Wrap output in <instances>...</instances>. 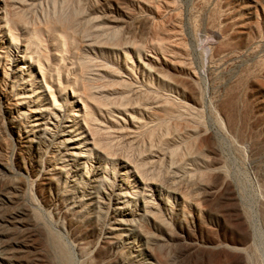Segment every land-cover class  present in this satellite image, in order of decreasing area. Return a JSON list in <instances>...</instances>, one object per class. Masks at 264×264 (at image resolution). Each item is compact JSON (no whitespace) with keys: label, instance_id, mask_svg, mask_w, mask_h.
Wrapping results in <instances>:
<instances>
[{"label":"rangeland","instance_id":"rangeland-1","mask_svg":"<svg viewBox=\"0 0 264 264\" xmlns=\"http://www.w3.org/2000/svg\"><path fill=\"white\" fill-rule=\"evenodd\" d=\"M0 9H6L5 18L0 16V31L3 32L0 33V52L7 51L1 48V39L8 40L4 36L7 29L3 26L10 22L16 24L19 47L34 59L32 65L28 62L40 85L43 82L36 61L39 58L45 68L63 70V78L70 73V81L64 78L63 86L72 85L74 74L70 69L83 56L93 57L98 64L105 65L104 71L112 76L111 79L128 81L129 76L130 80L134 77L132 83L139 82L135 86L150 80V71L145 65L152 71L181 77L189 92L183 100L198 108V116L206 124V127L201 126L206 135L202 145L209 151L207 155L211 162L202 170L203 174L199 172L194 179L178 176L171 182L165 179L164 172L161 173L163 178L160 176L159 179L163 186L166 189L173 186L175 190H164L163 198L158 200L168 202L174 213L183 212L188 220L196 217L200 222L197 228L189 227L191 232L179 233V238L167 243L163 252L171 258L172 264H240L243 261L240 254L201 248L193 251L192 246L202 245L205 241L224 243L226 240L250 239L254 236L250 226L253 223L256 234L255 240L251 241L254 247L251 258L264 264V0H0ZM162 47L165 53L160 51ZM22 55L13 57L14 62L18 59L15 65L18 83L24 80L19 72L23 65ZM2 74L0 71V76ZM57 90L58 94L65 95L63 89L58 87ZM16 91L17 94L19 91ZM67 91L66 95L73 98L71 89ZM19 101L20 97H17L12 103ZM2 102L0 186L22 180L27 183L25 171L16 164L17 136L6 127L9 126L5 115L8 104ZM31 105L35 106L34 100L25 107ZM130 112H133L132 108L117 111L109 125L124 134L131 126ZM150 124L145 125L144 130L154 126ZM153 139L158 144V138ZM117 141L124 146L121 156L125 158L138 159L150 152V141L144 135L139 136L135 148L128 145L124 137H118ZM201 175L207 187L197 182ZM18 199L13 197L14 205L6 203L3 213L20 208L35 212L41 226L53 232L69 250L72 264H138L143 260L138 257L137 250L128 245L111 247L99 242L105 241L106 235L100 234L101 227L95 222L81 230L62 228L64 220L57 215L56 204L50 197L37 195L35 203ZM24 225H16L12 233H23L18 240L31 246L25 256L13 252L14 256H11L17 259L13 258L12 264H55V261L59 264L43 228L33 226L29 220ZM152 254L161 262L160 253ZM145 258L146 263L154 262L151 257Z\"/></svg>","mask_w":264,"mask_h":264},{"label":"bare ground","instance_id":"bare-ground-1","mask_svg":"<svg viewBox=\"0 0 264 264\" xmlns=\"http://www.w3.org/2000/svg\"><path fill=\"white\" fill-rule=\"evenodd\" d=\"M5 13L6 9H0L1 19L5 18ZM4 28L7 29V34L4 36H7L8 40L1 39L3 42L1 48L7 51L0 52V71L3 73L0 76V101L9 105L5 108L7 124H9L6 127L17 136L15 150L12 149L18 160L16 164L19 169L25 171L28 181L27 183L24 180H22L24 182H10L9 185L5 183L0 186V264H12V259H17L13 257L15 253L24 256L28 253L31 245L18 240L23 237V233L15 232V235L12 233L16 225H24L26 220L35 227L43 228L59 264L71 263L69 250L53 232L41 226L35 212L20 208L13 210L14 212L8 210L3 213L6 210L4 208L6 203L15 204L14 196L19 198L18 200L25 198L35 203L37 195L54 200L57 215L62 216L64 220L62 228L81 230L88 223L95 222L99 228L101 227L100 234L106 235L103 237L105 241L99 242L111 247L125 244L130 249L137 250L138 257L143 259L138 264L162 262L172 264L171 258L164 254L163 248L167 243L175 242L179 238V233L189 231V227L200 226V222L196 217H190L188 220L183 212L174 213L168 202L158 200L163 198L164 190L173 189V186L166 189L159 178L164 172L165 179L169 181L175 180L178 176L194 179L196 174L202 173L211 162L209 160L211 158L207 155L209 151H206L202 145L206 135L202 133L201 126L205 122L200 119L201 117L199 118L198 108L183 100L189 94L184 81L181 77L174 78L162 71H152L145 65V69L150 71V80L135 86L139 82L136 80L135 84L132 83L134 77L131 76L130 80L129 76L128 81L123 80L125 78L111 79L112 76L104 71L105 65L98 64L92 59L93 57L83 56L70 69L74 76L71 75L72 85L68 86H63L65 84L62 82L64 78L70 77V73L63 78V70L57 67L58 70L53 71L49 69L50 66L45 68L40 58L36 60L39 63V75L43 82L40 85L28 62L31 61L32 65L34 59L30 58L28 53L22 52V48L19 47L17 25L10 22L3 26ZM8 41L9 44L6 43ZM160 51L165 53L163 47ZM20 54H23L21 56L23 65L19 72H22L24 80L18 83L15 68L18 59L15 62L14 60ZM35 85L38 87L36 88ZM58 87L64 90V96L58 94ZM68 89H71L73 98L66 95ZM16 90L19 91L17 94ZM196 96L197 94L195 99ZM17 97H20V101L12 103ZM74 98L79 100L76 101ZM32 100L35 101V106L26 108L25 105L30 104ZM128 108L133 109V112L128 114L132 118L131 126L125 127L126 131L122 134L109 125V120H112L117 111L123 112ZM150 122L154 126L144 130L145 125ZM205 125L203 126L206 127ZM140 135L146 136L150 141L149 154L144 157L141 155L138 159L121 156L124 146L117 141V138L124 137L127 144L134 147ZM154 137L158 138V144H155ZM203 176H199L197 180L201 186L206 184ZM189 181L188 179V183ZM250 226L254 233L250 239L226 240L224 243L205 241L202 245L192 244V250L201 248L222 253H236L243 256L240 264H259L250 254L253 247L251 241L255 240L256 234L254 224L250 223ZM85 232L88 233L87 230ZM92 232L94 233L91 229ZM155 252L160 253L161 262L157 261L158 258L152 257V253ZM145 257H151V260L153 258L154 262L146 263ZM54 263L56 264V261Z\"/></svg>","mask_w":264,"mask_h":264}]
</instances>
